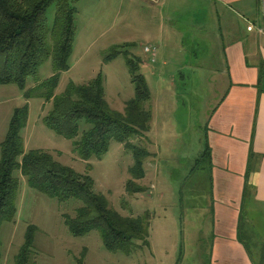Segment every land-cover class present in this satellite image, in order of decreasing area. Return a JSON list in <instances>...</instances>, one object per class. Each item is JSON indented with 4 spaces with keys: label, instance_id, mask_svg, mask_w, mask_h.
<instances>
[{
    "label": "rangeland",
    "instance_id": "374dc122",
    "mask_svg": "<svg viewBox=\"0 0 264 264\" xmlns=\"http://www.w3.org/2000/svg\"><path fill=\"white\" fill-rule=\"evenodd\" d=\"M69 2L78 10L77 33L70 70L61 74L56 95L63 94L72 82L84 85L102 75L107 102L124 112L135 96L125 55L139 59L151 91L153 119L145 137L134 138L132 143L152 155L146 160V178L136 182L147 191H127L134 160L122 144L114 141L102 159L83 162L72 141L43 123L52 103L26 100V91L54 75L51 59L40 67L37 79H27L26 91L17 85L0 86V162L13 115L28 104L29 120L22 132L25 150L50 152L60 163L93 177L96 191L106 195L111 207L123 216L150 213L149 247L126 256L109 252L98 231L73 236L64 215L74 216L80 206L77 201L50 199L30 188L18 174V213L14 223L1 229L0 264L15 263L30 225L39 228L35 239L38 264H77L85 251V264H206L214 229L212 183L208 161L196 160L202 151L203 127L229 86L223 55L228 39L219 29L223 24L198 30L203 21L194 20V10L179 9L169 15L164 3L146 0ZM55 12L54 5L47 15L50 23ZM147 47L155 53L146 52ZM113 48L122 53L106 62ZM81 128H86L84 122Z\"/></svg>",
    "mask_w": 264,
    "mask_h": 264
},
{
    "label": "trees",
    "instance_id": "16d2710c",
    "mask_svg": "<svg viewBox=\"0 0 264 264\" xmlns=\"http://www.w3.org/2000/svg\"><path fill=\"white\" fill-rule=\"evenodd\" d=\"M54 5L56 12L50 23L47 15ZM77 13V8L69 0H0V86L17 85L26 91L27 79H37L40 67L51 59L54 75L26 91V100L36 98L52 103L43 123L57 135L72 141L75 154L83 162L102 159L114 141L122 144L134 160L129 170L133 179L127 183L126 189L131 194H142L147 189L136 182L146 178V160L152 155L147 149L134 145L132 139L145 137L153 115L151 91L141 73L139 59L125 55L135 96L127 103L124 112L112 109L107 102L102 75L84 85L72 82L63 94L56 95L61 74L70 70ZM115 48L106 62L121 55L122 52L115 51ZM28 120L27 104L15 111L1 145L0 235L5 224L16 220L20 174L30 188L50 199L60 203L77 201L80 206L74 216L64 215V223L73 236L85 237L98 231L109 252L126 256L149 247L150 213L139 217L123 216L111 207L106 195L96 191L93 177L60 163L50 152L26 151L22 132ZM83 122L86 128L82 130ZM204 157L210 160V151L207 150ZM245 225L242 223L240 238L249 247L243 231ZM38 232L37 226L28 227L14 264H38L35 260ZM1 257L0 249V260ZM86 257L85 251L76 263L85 264Z\"/></svg>",
    "mask_w": 264,
    "mask_h": 264
},
{
    "label": "crops",
    "instance_id": "0c3cea01",
    "mask_svg": "<svg viewBox=\"0 0 264 264\" xmlns=\"http://www.w3.org/2000/svg\"><path fill=\"white\" fill-rule=\"evenodd\" d=\"M157 3H164L169 15L178 13L179 9L188 13L194 10V20L203 21L198 30L207 31L210 24L217 27L218 22L223 24L219 29L228 39L223 55L229 86L203 127L202 151L196 160L205 163L204 155L210 151L207 164L212 183L214 229L206 264H261L264 259V0H160L154 4ZM244 222L249 247L240 238Z\"/></svg>",
    "mask_w": 264,
    "mask_h": 264
},
{
    "label": "built area",
    "instance_id": "2783aa9c",
    "mask_svg": "<svg viewBox=\"0 0 264 264\" xmlns=\"http://www.w3.org/2000/svg\"><path fill=\"white\" fill-rule=\"evenodd\" d=\"M146 1H149V2H152V3L153 2L156 3V2H158L160 0H146ZM146 52H148V53H151V52L155 53V50L151 49L150 47H147L146 48Z\"/></svg>",
    "mask_w": 264,
    "mask_h": 264
}]
</instances>
